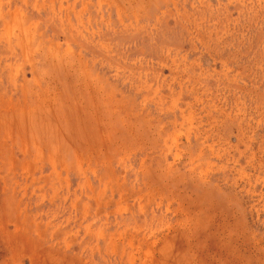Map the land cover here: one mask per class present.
<instances>
[{"label":"rangeland","instance_id":"obj_1","mask_svg":"<svg viewBox=\"0 0 264 264\" xmlns=\"http://www.w3.org/2000/svg\"><path fill=\"white\" fill-rule=\"evenodd\" d=\"M0 264H264V0H0Z\"/></svg>","mask_w":264,"mask_h":264}]
</instances>
